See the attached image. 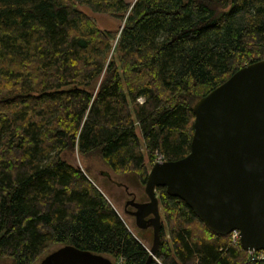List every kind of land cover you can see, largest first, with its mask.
I'll use <instances>...</instances> for the list:
<instances>
[{
    "label": "trees",
    "instance_id": "16d2710c",
    "mask_svg": "<svg viewBox=\"0 0 264 264\" xmlns=\"http://www.w3.org/2000/svg\"><path fill=\"white\" fill-rule=\"evenodd\" d=\"M81 9L121 28L99 30ZM259 61L264 0H0V258L34 264L70 246L144 264L141 232L66 159L143 185L155 154H188L195 102ZM155 197L150 264H264L162 188Z\"/></svg>",
    "mask_w": 264,
    "mask_h": 264
},
{
    "label": "water",
    "instance_id": "95a60500",
    "mask_svg": "<svg viewBox=\"0 0 264 264\" xmlns=\"http://www.w3.org/2000/svg\"><path fill=\"white\" fill-rule=\"evenodd\" d=\"M190 112L188 154L151 164L143 183L146 201L124 206L133 209L136 230L151 229L144 264L154 259L158 244L157 188L180 201L209 233L225 238L236 232L240 250L264 253V61L233 73L197 100ZM38 264L111 263L62 246Z\"/></svg>",
    "mask_w": 264,
    "mask_h": 264
},
{
    "label": "rangeland",
    "instance_id": "374dc122",
    "mask_svg": "<svg viewBox=\"0 0 264 264\" xmlns=\"http://www.w3.org/2000/svg\"><path fill=\"white\" fill-rule=\"evenodd\" d=\"M128 3H132L133 0H126ZM83 14H85L95 25L96 28L102 31H110L117 32L122 24H119L117 21H114L106 16L91 14L86 10H80ZM138 103H141L142 100H138ZM143 159H145V155L143 153ZM70 164L76 168L78 167L80 170L82 168L89 169L88 177L92 180L93 184L99 190V192L103 195V197L110 204L112 209L117 213L119 218L123 219L127 229L129 232L135 236L137 233L134 228L132 221L125 217L122 213V205L123 202L127 199L125 192L123 191V187L126 189V193L131 194L136 202H145L146 198L143 195V185H140L136 182L134 178L128 176H115L109 172V170L103 166L100 162L96 160H87L84 161L82 158H78L75 154L71 156V158L66 159ZM149 168H147L148 172ZM147 174V173H146ZM108 179H107V177ZM160 222L162 223V219L160 216ZM141 232V237H139L140 242L144 245L146 249H149L151 246V231H139ZM167 239V236H165ZM58 247H53L49 250V252L55 251ZM110 263H114L112 260L106 258ZM41 261L38 260L34 264H38ZM0 264H11L10 261L0 258Z\"/></svg>",
    "mask_w": 264,
    "mask_h": 264
},
{
    "label": "built area",
    "instance_id": "2783aa9c",
    "mask_svg": "<svg viewBox=\"0 0 264 264\" xmlns=\"http://www.w3.org/2000/svg\"><path fill=\"white\" fill-rule=\"evenodd\" d=\"M163 159L161 156L154 155L152 163L160 164L163 163ZM227 237H229V241L231 244H237V233L236 232H231ZM251 259L254 260H259L264 262V253L262 252H257V253H247ZM113 264H121L120 262H114Z\"/></svg>",
    "mask_w": 264,
    "mask_h": 264
},
{
    "label": "flooded vegetation",
    "instance_id": "af4514ba",
    "mask_svg": "<svg viewBox=\"0 0 264 264\" xmlns=\"http://www.w3.org/2000/svg\"><path fill=\"white\" fill-rule=\"evenodd\" d=\"M122 189H123V191L125 192L126 197H127V199L123 202V205H122V213H123V215H124L125 217L129 218V219L132 221V224H133V226H134V220H133V218L130 216V213L133 212V209L130 208V206H126V207H124V206H125V203H127V202H129V201H132L133 203H141V202H136V201H135V198H134L131 194L126 193V189H125V187H123ZM148 218H149V217H148ZM148 218H145V220H147ZM134 228H135V227H134ZM147 230H150V231H151L150 228H149V229H146V230H143V231H147Z\"/></svg>",
    "mask_w": 264,
    "mask_h": 264
},
{
    "label": "bare ground",
    "instance_id": "6f19581e",
    "mask_svg": "<svg viewBox=\"0 0 264 264\" xmlns=\"http://www.w3.org/2000/svg\"><path fill=\"white\" fill-rule=\"evenodd\" d=\"M129 231V230H128Z\"/></svg>",
    "mask_w": 264,
    "mask_h": 264
}]
</instances>
